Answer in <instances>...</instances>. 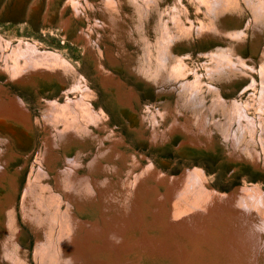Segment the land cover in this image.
<instances>
[{"label":"rangeland","instance_id":"374dc122","mask_svg":"<svg viewBox=\"0 0 264 264\" xmlns=\"http://www.w3.org/2000/svg\"><path fill=\"white\" fill-rule=\"evenodd\" d=\"M71 1L73 2L0 0V37L3 38L2 44L6 45L0 49V102L5 104L7 101L5 105L8 104L12 108L16 105L12 100L18 96L26 105L23 110L25 118L15 116V112L11 113L12 120L10 117L7 119L6 115L5 118L1 117L3 114L0 115V264H41L38 252L41 247L49 253L43 259L44 263H66L68 256H73L74 247L72 251L71 247L66 251L62 244L59 245L58 235L62 233L59 230L61 219H67L72 224L81 223L82 230L79 228V231L84 234L90 231L92 223H100L103 231H110L117 226V223L112 222L113 217H116L115 221L124 220L128 229L130 226L134 227L133 234L126 239L128 242L132 240L129 246L131 249L140 241V235L147 238L154 234L153 231L162 238L169 231L185 236L188 231L181 233L182 225L178 222L180 218L174 214V208L168 201L143 197L144 202L147 201L143 203L144 208L149 212L156 211L158 215L152 219L153 230L145 227L143 221L136 218L135 211H132L133 207H136L134 201L142 204L138 197L140 192L146 190H140L136 185V175L142 174V169L149 163L174 176H179L178 173L181 175L185 168H201L207 186L223 193H229L236 185H253L262 190L264 201V131L262 132L260 127L258 129L253 126L251 131L248 130V134L246 130L241 133L237 129L239 121L236 120L231 127L227 122L226 127L230 129H223L226 114L217 110L215 121L218 125L212 120L205 123L206 128L212 129L213 144L209 150L200 151L187 145L183 146L182 143L186 142L182 141L185 134L179 131L169 134L164 143L161 140L157 143L149 139L154 130H159L160 134L165 131L173 115L179 120H184L185 117H201L219 96L222 100L235 98L243 106L250 101L247 102L249 106H246L247 114L254 117V120L257 119V123L264 120V112L258 105L261 94L260 81L264 80V73H261V69L264 71V5L257 13L245 0L236 3L228 1L225 9L219 12L216 22L229 32H242L241 38L233 39L236 42H232L226 35L219 36L211 31L202 33L198 29L202 24L208 25L213 19L195 0H117V4H113L114 0H88V3L81 0L83 5L78 6L79 11L72 6L74 2ZM175 3L179 8L173 7ZM108 14L113 17L110 18ZM111 20L113 23L110 26L108 21ZM161 21L167 26L166 36L169 38L168 35H174L172 40L168 39V46L164 41L166 38L162 27L165 26ZM24 41L41 49L57 51L67 61L63 65L66 67L51 62H48L47 66V61H43V71L30 76L31 78L27 77L26 80L19 79L14 73L16 67L11 66L10 55L12 47H16L18 43V46L25 45ZM228 45L233 49L229 57L235 61V66L231 69L228 61H218L217 59L222 57L219 55L217 58L214 54L220 51L219 48L224 49ZM146 48L149 49L147 54ZM167 50L169 59L163 62L160 56ZM14 62L25 65L23 56H20L19 62ZM218 63L225 64L227 71L222 69L221 73L216 72ZM172 66H179L176 72L170 68ZM19 71L18 74L24 73ZM167 73H173L171 76L177 85L179 80H200L197 84L199 90L194 91L202 98V101L194 100L198 103L200 115L197 107L185 108V103L183 104L188 102L189 89L183 90L179 95L172 92L160 98L158 81L160 75ZM252 78L257 86L252 84ZM77 80L82 82L84 89L88 88L83 97L85 108L78 109L73 105L75 99L81 98L79 89L73 87ZM208 84L217 87L218 92L210 91ZM167 99L173 107L162 117L156 111L158 108L163 110L161 103ZM49 100L61 105L68 102L76 109L77 112H70L76 117L72 120L74 129L69 132L72 135L68 134L71 140H65L59 135L65 127L60 118L55 124L48 119L44 121L40 104L43 105ZM177 101L180 103L177 104ZM203 106L206 107L205 111ZM153 111L158 118L156 123L151 121ZM17 119H20V122H16ZM196 124L193 123L195 130ZM221 130L227 135L230 133L232 141V136L237 137V145L234 146L229 140H225ZM231 130L236 131L234 133ZM199 131L203 138L204 133ZM72 132L75 133L74 136ZM104 147L105 150H102ZM255 149L256 151H253ZM104 151L107 152L105 157L101 156L105 154ZM239 151H242L243 155H239ZM249 152L255 157L254 165L250 157H247ZM77 153L79 158L81 157L78 162L72 160ZM231 153H237L238 155H235L238 159H234ZM96 157L98 163L94 168L90 162L91 158ZM127 158L129 159L126 160ZM114 164L122 170L112 167ZM146 174L150 189L156 184L159 192L164 193L165 187L157 183L151 174ZM65 175L84 176L89 183L93 182V187L89 186V189L93 192L95 203L79 208L74 199L68 196L70 188L68 189V179ZM116 177L123 180H116ZM126 177L130 179L131 184ZM108 182L111 183L108 185ZM30 183L33 184L29 185ZM111 184L117 187L116 194ZM31 191H34L33 194ZM124 195L129 198L128 201L124 200ZM26 199H29L28 202ZM261 211L264 220V204ZM171 225L176 230H172ZM137 229L138 234H135ZM71 235L68 233V237ZM46 247H49V250ZM62 247L65 248L64 253L60 249ZM135 255L133 250L132 253H127V257Z\"/></svg>","mask_w":264,"mask_h":264},{"label":"bare ground","instance_id":"6f19581e","mask_svg":"<svg viewBox=\"0 0 264 264\" xmlns=\"http://www.w3.org/2000/svg\"><path fill=\"white\" fill-rule=\"evenodd\" d=\"M86 1H87V3L89 2L88 0H86ZM195 1L197 2L198 5H202L207 10V13L211 14L212 19H213L212 22L209 23L208 25L205 26L204 24H202V26L198 28V29H200V31L202 33L211 31L213 34H218L219 36L226 35L232 39V42H236L233 39L241 38V36H240V34L242 33L241 31L234 30L232 32H229V30L227 31V29L224 28L223 25H219L216 22L218 15H219V12H221V11H223V9H225V7L228 5V1H234L236 3V2H239V0H195ZM245 1L248 3V5L250 7L252 6L253 8H255L257 10V13L259 11H261V9L264 7L263 6L264 0H245ZM73 2H72L73 3L72 6L77 11H79L78 6L81 4L83 5L82 1L81 0H73ZM112 2H113V4L114 3L117 4V0H114ZM173 7L175 9L179 8L177 3H175ZM145 8L147 9V6H145ZM109 16H110V18L113 17L111 15H109ZM108 22H109L110 26L113 23L112 20H111V22L110 21H108ZM161 22L165 26V27H162V31L164 32V37L166 38V39H164V41L166 42V45L168 46V43H167L168 39L171 38V40H172L174 35H168L169 36V38H168L166 36V34H168V33H166L168 31L167 26L163 21H161ZM104 26H106L105 22H104ZM257 26H258V21H257ZM84 36H85V38L87 37L86 34ZM2 39L3 38L0 37V49L2 47L6 46V45L2 44ZM5 42L7 43V41H5ZM87 42L88 41H86V43ZM18 44L16 45V47H14V46L12 47V50H11L12 52L11 51H9V52H11L10 56L12 57L11 66L16 67V71H14V73H15L16 77H18L19 79H25L26 80L27 77H30V76L36 74L37 72L40 73V71H43L45 69L43 61H47L46 62L47 66H48V62H51V64L58 63L61 66H63L64 63L67 62L65 60V58L62 57L57 51L48 50V49H41V48L37 47L36 45H34L30 42H25V45H22V46H20V45L18 46ZM231 44H233V43H231ZM87 45H88V43L86 44V46ZM165 48H166V46H165ZM219 49H220V51H218L217 53H214V54L216 55L217 58L219 57V55L222 58L217 59V60L218 61H220V60L228 61V63L230 64V66H229L230 69L232 66H235V64H234L235 61L229 57L230 51L233 50L231 48V46L228 45V46L224 47V49L223 48H219ZM148 50L149 49H147V48L145 49V52H146L145 54L148 53ZM4 54H6V53H4ZM161 54L162 55L160 57L163 60V62H165L166 59L167 60L169 59L168 50L161 53ZM8 55H9V53H8ZM20 56L24 57L25 65H21L19 63L16 64V62H14L15 60H17L19 62ZM226 56H227V58H226ZM236 61H238V60H236ZM163 64L165 65V63H163ZM218 64H219V66L216 69V72L221 73L222 69L224 72L227 71L226 70L227 68H225V64H222V63H218ZM63 67H66V66H63ZM68 67H70V66H68ZM178 67L172 66L170 68H173V71H175V70L177 71ZM161 68H163V67L161 66ZM18 70H20L21 72H24L23 74L25 76H23V74H18ZM170 70H172V69H170ZM170 70H168V71H170ZM170 73H167L169 75H167V74L160 75V79L158 81L159 87H160L158 89V95H160V98H162L161 96H163V95H166V96L168 94L170 95V94H172V92L179 95V93L182 92L183 90L189 89L188 100L186 98V100L188 102L187 103L183 102V104L185 103L184 104L185 108H187L186 106L197 107L198 103L195 102L194 100L202 101V98L196 93L197 90H199V87L197 84L200 83L199 82L200 80L198 82H197V80L192 81V82H189L188 80L182 82L181 80H179V85H177L176 81L174 79H172L173 76H171V75H173V73L171 75H170ZM261 73H264L263 69H261ZM12 75H13V73H12ZM110 76L108 75V77H110ZM79 80H80V78H79ZM260 82H261V84H260L259 88H261V90H260L261 94H259V96H260L259 101L260 102L258 105H259L260 109L264 112V92H263L264 91V80L261 79ZM81 83H82L81 81L77 80L73 84V87H77L80 91V97L81 98L75 99V101H74L75 104H73L74 106L78 107V109L86 107L85 102L83 100V97L86 95V92H87L86 90L88 88L84 89L83 88L84 86L81 85ZM166 83L169 84V87H167L168 84L165 85ZM252 84H256V86L258 85L257 83H255L254 78H252ZM208 86L210 88V91L218 92L217 87H215L213 85H209V84H208ZM85 87H87L86 84H85ZM249 87H251V86H249ZM259 88L257 87V89H259ZM66 89L69 90L70 88H66ZM247 89H250V88H247ZM194 91H196V92H194ZM65 92L67 93V91H65ZM67 98H69V97H67ZM65 99H66V97H65ZM252 99H254V97ZM255 100H256V98H255ZM0 101H2V100L0 99ZM5 102L7 103V101H5ZM13 102H16V105L14 104V107L12 106V108L9 107L8 104L5 105L6 103L4 104V103L0 102V115H2V114L4 115L1 117L5 118V115H6L7 119L9 117L11 119V115H12L11 113L15 112V113H13L15 116H17V117L20 116L21 118H25V112L23 110L26 109V105L24 104L23 100L17 96L12 100V103ZM178 102L179 101H177L176 103L178 104ZM247 102H250V101H247ZM247 102H246V106H249V103H247ZM161 104H162L163 110L161 111L158 108V110L156 112L160 113V115L163 117L164 113H166L167 111H170V109H172L173 106H172V104H170L168 102V99H167V101H163ZM71 105L68 102L63 104V105L57 104V102L52 101V100L45 102L43 105L40 104L42 116L45 118L44 121H47L46 119H48L54 124L58 123L60 121L58 118H60L61 121H63V124L65 127H64L63 131H61L59 133V135L61 137L65 138V140H71L70 138H68V134H70L69 132H71L74 129L72 120H73V118H76L74 114L71 115V113H70L71 111L77 112L76 109L73 108ZM258 105H257V107H258ZM246 106H243V104H239V101H237V99H235V98L230 99V100H222L219 96L218 99L213 100V103L208 106L206 112H203L201 117L199 116L200 112H199L198 107H197V109H198V114H199L198 116L199 117H197V118L190 119L189 117L188 118L185 117V119L184 120L181 119L182 120L181 121V120L177 119L176 116L173 115L172 121H171L170 125L167 127V129L165 131H162L161 134H160L159 130H154L149 139L151 141L155 140V142H157V143L161 140L164 143L166 141V139L169 138V136H170L169 134H172L175 131L176 132L179 131V132H183L185 134V137L182 139V141H186V142L182 143L183 146L187 145L188 147H192L194 149L196 148L200 151H203L204 149L209 150L210 146L213 144V136H211L212 129H210L208 127L206 128L205 123L207 121H210V120H212V121L216 120L215 119V111H217V110L222 111L223 113L225 112V114H226L224 116L225 122H223L224 123V127H222L223 129H226V130L230 129V128L226 127L227 122L229 123V127H231V124L233 122H235L236 120H238L239 125L237 126V129L241 133H242V131L246 130L247 134H248V130L251 131L253 129V126H256V128L260 127V130H262V132H263L264 131V120L262 122L257 123L256 122L257 119L254 120V117H251L250 115L247 114ZM251 106H252V104H251ZM203 107H205V106H203ZM205 109H206V107L204 108V111H205ZM15 110L20 111V112L17 113ZM200 111H201V109H200ZM22 112H24V114ZM103 114H104V112H103ZM153 114H154V116H151V121L156 123V122H158L157 121L158 118H157V116H155L156 113L154 111H153ZM98 115H100V113ZM101 119H102V117H101ZM196 120H197V124H196ZM15 121L20 122V119H17ZM245 121L247 122L246 124H245ZM193 123H195L197 125V129H196L197 131L194 129ZM215 123H216L215 125L217 126L218 122L215 121ZM103 125H105V123ZM106 126H107V123H106ZM219 127H221V126H219ZM199 130H202V132L204 133L203 138L201 137V134L198 133V132H200ZM221 131L223 132V138L225 140H229V142H231L230 144H232L234 146L237 145L236 140H235L237 137L232 136V137H234L233 141H232V139L230 137L231 136L230 133L227 135L226 132H224V130H221ZM231 131L234 132L236 130H231ZM255 133H256V130H255ZM74 134L75 133H73V136H74ZM70 135H72V134H70ZM232 135H234V134L232 133ZM82 138H83V136H82ZM260 138H261V136H260ZM230 139H231V141H230ZM251 144H253V143H251ZM257 144H258V142H257ZM108 148H110V147H108ZM252 148H255V146H252ZM97 149H99V148H97ZM102 150H105V147L102 148ZM108 150L109 149H107V152H109ZM117 150L120 151L119 149H117ZM247 150H248V148H247ZM99 151H100V149H99ZM113 151L114 150L112 149V153H113ZM253 151H256V149ZM97 152H98V150H97ZM107 152H105V154H103V152H102L101 154H103V155H101V156L106 155ZM235 154L236 155H238V154L243 155L242 151H239L238 154L237 153H231V156H233L234 159H236V160L238 159V157ZM249 154H250V152L248 153V155ZM98 155L100 156V154H98ZM248 155H247V157L248 158L250 157V161L254 165V163L256 161L254 155H252V154H250L249 156ZM64 156H65V158H68L66 155H64ZM95 156L93 155V157H95ZM80 158H79V153H77L76 156L72 160L73 161L77 160L76 162H78ZM241 158H243V157H241ZM70 159H68V160H70ZM128 159L129 158H127L126 160H128ZM72 160H70V161H72ZM91 160H92V162H90L91 163L90 165H92V167L95 168L97 163H98V157H96L95 159L91 158ZM70 161H69V163L71 164ZM76 166H77V164H76ZM131 166H132V164H131ZM112 167H116L119 170H122L121 167L119 168V167L115 166V164ZM194 167H196V166H194ZM68 168H69V165H68ZM74 168H75V166H74ZM127 168H129V167H127ZM190 168H185V171L181 175L178 173L179 176H176V175L174 176V174L173 175L168 174L169 172L164 173L162 170L158 169L157 166H155L153 163H149V165H147L146 167H144V169H142V170H144L142 174H140L139 176L136 175V177H138V178H136V179H138L137 180L138 182L136 183V185L139 187V189L142 188L143 190L144 189H146V190L143 193L140 192L139 197L136 195L138 197V199L141 200L142 204L138 203V201L137 202L134 201V203L136 204V207H133V209H132V211H135V213L137 214L136 218L139 219V221H143L144 226L147 227L149 230H151L154 227L153 223H152V219H154L153 217H157L158 215H156V213H155L156 211L154 213L150 211L151 212L150 213L149 211H147L144 208V204L147 201L144 202L143 197H144V199H146V198H148V199L149 198H155V199L160 198L163 200V202H166V201L170 202L171 207L174 208V210H173L174 214L180 218V221H178V222H179V224L182 225L181 230H180L181 233H182V231H184V232L186 230L188 231V232H186L185 236L169 231L162 238L160 235L156 234L153 231L152 234L153 233L154 234L147 236V238H143L142 235H140L138 237V239H140V241H137L138 243L136 242V245L133 246L131 249V248H129V246L132 244V242H131L132 240L130 239V242H128V241H126V239L133 234L134 230H132V229L134 227H131L129 225L130 227L128 229V224H125L124 220L115 221L116 217H113L112 222H113V224L117 223V226L115 229H111L110 231H103V227L99 225L100 223L99 224L98 223H92V227L90 228V231H87L84 234L81 231H79V228H81V230H82V226H81L82 224L81 223L76 222V223L72 224L71 222L69 223L67 219H65V220L61 219V224H60L59 230H61L62 233H59V235H58L59 242H60V243L59 242L58 243H59V245L62 244V246L66 248V251H67V248H70V247H71L70 250L72 251L73 250L72 248L74 247V252H72L73 256H71V257L68 256L67 262L64 264H264V220L262 219V211H261L262 206L264 204V201H263L262 190H260L259 188H257L256 186H253V185L248 186V185L242 184V185H236V187L232 191H230L229 193H223L222 191L220 192L219 190L217 191L214 188L212 189V188L207 186V184L205 182V177L202 174L201 168L200 169L199 168H191L190 169ZM3 171H2V173H3ZM132 171H134L133 168H132ZM128 172H126V173H128ZM146 172H148V174H151V176H153V178L157 181V183L162 184V186L165 187L164 193L159 192V190H158L159 187H157L156 184H154V186H152V189H150L151 186L149 185V181H148L149 179H147L148 175L146 174ZM123 173H124V171H123ZM116 174L119 175L118 172H116ZM127 177H128V175H127ZM65 178L68 179L67 186H68V189L70 188V190H69L70 194L68 196L71 199H74V201L77 203L79 208H81L83 205H87L89 203H91L92 205L95 203V197H94V195H92L93 192L89 189L90 188L89 186L93 187V182L89 183L87 181V178L84 176H80V177L77 176L76 177L75 175H73V177H72L70 175V177H69V175H68ZM60 179H59V181H60ZM118 179L119 178L116 177V180H118ZM121 179H119V180H121ZM126 180H128V182H129L130 179L127 178ZM57 181H56V185L58 184ZM108 181H110V180L108 179ZM125 181H123V182H125ZM65 182H67V181H65ZM109 183H111V182H108V185H109ZM32 184L33 183H30L29 185H32ZM63 184H64V182H63ZM63 184H61V185H63ZM122 184H124V183H122ZM118 185L120 186L121 183ZM111 186H112V188H115V187H113L112 184H111ZM29 188H30V186H29ZM35 189H36V187H35ZM116 189H117V187L114 190H116ZM33 192H32V194H33ZM116 192H117V190L115 191V194H116ZM120 192H122V191H120ZM120 194H122V196H123V192ZM133 194H134V192H133ZM146 194L148 195V197ZM37 195H38V193H37ZM30 196H32V195L30 194ZM124 196L126 197V195H124ZM128 199L129 198L126 197L124 200L128 201ZM155 199L153 201H155ZM157 199H156V201H157ZM27 200H29V199H26V201ZM163 202H162V205H163ZM126 203H129V202H125V204ZM164 204H166V203H164ZM24 205H26V204H24ZM156 206H154V207H156ZM166 206H169V205H166ZM154 207L152 209H154ZM73 208H74V206H73ZM147 208H149V207H147ZM121 209H122V207H121ZM123 209H124V207H123ZM157 209H158V206H157ZM29 210H31V209H29ZM138 213H140V215H138ZM110 214H111V212H110ZM28 215H29V212H28ZM103 215H104V213H103ZM122 215H124V214L122 213ZM104 217L107 218V216H104ZM37 218L39 220L41 219L39 217H37ZM118 223H120V224H118ZM109 225H110V223H109ZM109 225H107L108 228H110ZM134 226H135V224H134ZM64 227H66L67 229H64ZM170 228L172 230H176V228L172 225L170 226ZM191 229H193V230H191ZM136 231H137V233H135V234H138V229ZM68 233L72 234L71 237H68ZM149 234H150V232H149ZM62 235H63V240L61 241ZM189 237H191V238H189ZM42 242H43V240H42ZM52 243H54V242H52ZM51 244H50V246H51ZM54 246H55V244H53V247ZM63 247L60 248L63 250L62 253H64V251H65L64 250L65 248L63 249ZM48 248L46 247V249H48ZM127 248H129V249H127ZM40 250L38 252H39L40 259H41V264H46V263L50 264L49 261L45 260L46 262L44 263V260H43L45 257H47L46 255H49V253H47V251H45V250L43 251L42 247ZM132 250L134 252H136V255L127 257V253H130V252L132 253ZM62 256H63V254H62ZM55 257H56V255H55Z\"/></svg>","mask_w":264,"mask_h":264}]
</instances>
